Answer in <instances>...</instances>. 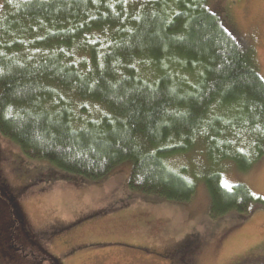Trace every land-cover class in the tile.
Returning a JSON list of instances; mask_svg holds the SVG:
<instances>
[{"label": "trees", "instance_id": "16d2710c", "mask_svg": "<svg viewBox=\"0 0 264 264\" xmlns=\"http://www.w3.org/2000/svg\"><path fill=\"white\" fill-rule=\"evenodd\" d=\"M0 135L87 181L130 161L128 187L171 202L201 180L211 219L264 206L222 184L264 158V79L208 0H1Z\"/></svg>", "mask_w": 264, "mask_h": 264}, {"label": "rangeland", "instance_id": "374dc122", "mask_svg": "<svg viewBox=\"0 0 264 264\" xmlns=\"http://www.w3.org/2000/svg\"><path fill=\"white\" fill-rule=\"evenodd\" d=\"M208 8L243 46L254 50L264 79V0H208ZM196 157L192 153L173 158L171 166H196ZM225 166L224 186L242 184L264 201V158L244 173L232 164ZM130 168L125 161L97 181L60 175L45 161L26 159L0 135V264L264 260V206L252 204L244 219L234 214L211 219L201 180L190 201L171 202L132 191Z\"/></svg>", "mask_w": 264, "mask_h": 264}]
</instances>
